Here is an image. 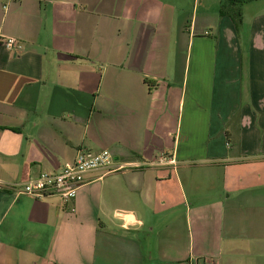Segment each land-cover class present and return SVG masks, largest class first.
I'll return each mask as SVG.
<instances>
[{
    "label": "crops",
    "instance_id": "obj_1",
    "mask_svg": "<svg viewBox=\"0 0 264 264\" xmlns=\"http://www.w3.org/2000/svg\"><path fill=\"white\" fill-rule=\"evenodd\" d=\"M4 37L0 264H264V0H0ZM81 149L128 167L10 188Z\"/></svg>",
    "mask_w": 264,
    "mask_h": 264
},
{
    "label": "built area",
    "instance_id": "obj_2",
    "mask_svg": "<svg viewBox=\"0 0 264 264\" xmlns=\"http://www.w3.org/2000/svg\"><path fill=\"white\" fill-rule=\"evenodd\" d=\"M0 43L9 51L22 53L25 44L14 37H4ZM128 166L119 164L109 150L94 152L87 149L78 151L72 163L64 165L59 173L42 172L36 178L21 185H10L17 196H30L41 198L49 193H56L64 201L71 200L77 190L88 183L86 176L93 172H102L109 175L122 170ZM192 264H206L205 261L194 259Z\"/></svg>",
    "mask_w": 264,
    "mask_h": 264
},
{
    "label": "trees",
    "instance_id": "obj_3",
    "mask_svg": "<svg viewBox=\"0 0 264 264\" xmlns=\"http://www.w3.org/2000/svg\"><path fill=\"white\" fill-rule=\"evenodd\" d=\"M226 12L225 11H222V15H225ZM234 22L236 23V25H240L241 24V20H242V15H241V12L240 10H238L237 12H235L234 14L231 15Z\"/></svg>",
    "mask_w": 264,
    "mask_h": 264
}]
</instances>
